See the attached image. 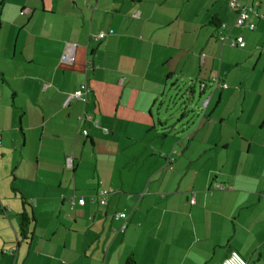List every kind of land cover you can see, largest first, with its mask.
<instances>
[{
    "label": "crops",
    "instance_id": "0c3cea01",
    "mask_svg": "<svg viewBox=\"0 0 264 264\" xmlns=\"http://www.w3.org/2000/svg\"><path fill=\"white\" fill-rule=\"evenodd\" d=\"M256 1L249 31L234 26L228 0H0V158L36 148L21 193L37 220L33 240L13 245L18 221L11 199H0L14 232L0 264H222L232 250L264 264V0ZM221 34L242 36L244 48ZM211 77L227 87L209 88ZM82 84L86 102L64 106ZM194 88L209 94L184 134L173 99ZM100 190L109 191L103 206ZM70 197L85 204L71 210ZM50 210L58 226L39 227ZM118 212L128 218L123 232Z\"/></svg>",
    "mask_w": 264,
    "mask_h": 264
},
{
    "label": "rangeland",
    "instance_id": "374dc122",
    "mask_svg": "<svg viewBox=\"0 0 264 264\" xmlns=\"http://www.w3.org/2000/svg\"><path fill=\"white\" fill-rule=\"evenodd\" d=\"M262 65L263 63L260 62L259 66H262ZM181 91H184V92H182L181 94L179 93L178 95L179 96L183 95V100L181 102L186 101V104L188 107L186 108L185 111L187 115H186V118L180 121V116H181V111L179 109L180 104H177V102L175 104L173 103V108H175L174 109L175 115L178 116L179 121H180L178 122V120L176 119L173 122H174L175 129H181V128L185 129L187 126H189L188 129H185V132H184L185 134L187 131L192 132L195 129L196 125L198 124V119L201 117V113L203 111L202 105H203V102L206 96L209 94V90H207L204 94L200 95L199 89L194 88L193 97L189 93H186L187 90L182 89ZM215 119H218V118H215ZM210 130L213 131L211 134V137L212 138L215 137L218 131L216 129H213L212 127H210ZM207 134L210 135L209 130L205 131L204 133L200 132L199 138L208 139ZM171 137H176V135H171ZM238 144H241L243 148H247V144L239 142L238 139H235L231 145L237 146ZM68 153H70L69 149H68ZM88 155L89 153L87 152L84 154L83 166H82V169L80 170V174L78 175V182H81V183H84L86 176H87V173H86L87 169H86L85 161ZM35 156H36V148H17L15 152L9 150L8 152L4 154L2 158H0V199H3V198L11 199L10 205H12L14 209V211H12V219H13L14 225H17V221H18V218L15 215H18L20 213L19 211L20 198L17 194H14L12 192L11 187L13 185V187L16 190H19L21 192L22 188H24L25 186L31 185V179L34 177V172H35V166H34ZM16 161H18V165L16 164L17 163ZM64 170L66 174L68 175L71 172L69 168L67 169V167ZM3 203L6 205V207H9V205L5 201H3ZM1 207L2 206H0V211H1ZM70 215L71 214L69 213V216ZM64 216L60 217L59 220L62 221ZM57 219L58 217H57L56 212L54 211L51 212V210L49 212L46 211L45 215H42V217L39 218V221H40L39 227H50V226L57 227L58 226ZM65 223L67 226H70L71 224L70 219H67ZM13 235H14V232L11 226L9 225V223H8V226H5L0 219V249H2L3 247L2 246L3 238L4 237L10 238V237H13ZM13 241H14L13 242V245H14V243L16 242L15 237H13Z\"/></svg>",
    "mask_w": 264,
    "mask_h": 264
},
{
    "label": "built area",
    "instance_id": "2783aa9c",
    "mask_svg": "<svg viewBox=\"0 0 264 264\" xmlns=\"http://www.w3.org/2000/svg\"><path fill=\"white\" fill-rule=\"evenodd\" d=\"M228 5L236 13V19L234 22V26L236 28L246 29L249 31H253L256 28V23L255 21L252 20L251 17H254V16L257 17L256 9L259 6L258 1L246 0L245 3L242 4L239 0H228ZM110 34H112V30H109L107 32H103V31L99 32L96 35V39L101 40ZM218 38L222 43L227 41L228 45L233 48L242 49L245 46V42L242 36L229 37V36L221 34ZM61 60L67 63H72L73 57L67 54L66 52H64L61 56ZM207 84L209 85V88H212L214 90H221L227 87V85L224 82L220 81L216 77H211ZM207 84H202L201 89L202 90L206 89L208 86ZM88 93H89L88 88L85 85H82L79 89L75 90L72 94L68 95L66 103L69 102L71 99H77L82 102H86ZM94 124H96V121H94ZM82 133L83 135H86L87 131L83 130ZM169 161H173V158H169ZM71 164H72V159L71 158L67 159L66 165L71 166ZM108 195H109L108 190H100L97 193L100 205L103 206L106 204ZM191 203H193V199L191 200ZM69 204L71 206V209H73L75 204L83 206L85 204V200L83 197H79L76 200L74 199V197H70ZM114 217L115 219L122 220V224L120 226L119 231L123 232L126 228V222L128 219L127 215L123 212H118L115 214ZM222 264H247V262L237 251L232 250L223 259Z\"/></svg>",
    "mask_w": 264,
    "mask_h": 264
},
{
    "label": "trees",
    "instance_id": "16d2710c",
    "mask_svg": "<svg viewBox=\"0 0 264 264\" xmlns=\"http://www.w3.org/2000/svg\"><path fill=\"white\" fill-rule=\"evenodd\" d=\"M0 6H1V3H0ZM82 85H85V84H82ZM88 90H89V88H88ZM71 100H77V99H71ZM70 101L67 103L65 101L64 106H67L70 103ZM11 190L14 194H17L19 196L20 204H21V211L17 215L18 225H17V238H16L15 243H16V245H18L19 243L29 244L35 236L34 235V227H35L36 222H37V220L33 214V211H32V204L28 201V199L19 190H16L14 187H11ZM69 207L71 209L70 204H69ZM4 212H5V210H4ZM2 213L3 212H0V215ZM128 262L130 263L131 260H129Z\"/></svg>",
    "mask_w": 264,
    "mask_h": 264
},
{
    "label": "water",
    "instance_id": "95a60500",
    "mask_svg": "<svg viewBox=\"0 0 264 264\" xmlns=\"http://www.w3.org/2000/svg\"><path fill=\"white\" fill-rule=\"evenodd\" d=\"M186 93H189L192 97H193V93H194V91L193 92H189V90H187L186 91ZM201 95V94H200ZM183 100V95H181V96H175L174 97V99H173V103L175 104L176 102H177V104H180V106H179V109H180V111H181V116H180V119H182V118H184L186 115H187V113H186V108L188 107L187 106V104H186V101H183V102H181ZM182 117V118H181Z\"/></svg>",
    "mask_w": 264,
    "mask_h": 264
}]
</instances>
